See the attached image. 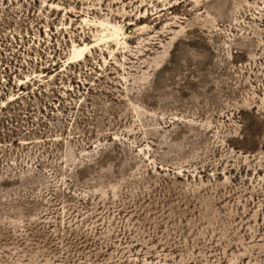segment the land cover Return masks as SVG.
Returning a JSON list of instances; mask_svg holds the SVG:
<instances>
[{"label": "rangeland", "instance_id": "374dc122", "mask_svg": "<svg viewBox=\"0 0 264 264\" xmlns=\"http://www.w3.org/2000/svg\"><path fill=\"white\" fill-rule=\"evenodd\" d=\"M0 264H264V0H0Z\"/></svg>", "mask_w": 264, "mask_h": 264}, {"label": "bare ground", "instance_id": "6f19581e", "mask_svg": "<svg viewBox=\"0 0 264 264\" xmlns=\"http://www.w3.org/2000/svg\"><path fill=\"white\" fill-rule=\"evenodd\" d=\"M88 49H89V45L74 46L72 56L69 58L70 61L72 62L75 60H82Z\"/></svg>", "mask_w": 264, "mask_h": 264}]
</instances>
